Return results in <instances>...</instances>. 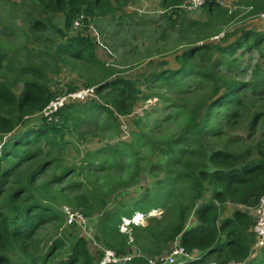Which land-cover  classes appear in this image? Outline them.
<instances>
[{"label":"trees","instance_id":"obj_1","mask_svg":"<svg viewBox=\"0 0 264 264\" xmlns=\"http://www.w3.org/2000/svg\"><path fill=\"white\" fill-rule=\"evenodd\" d=\"M131 1L22 2L18 18L25 34L45 42L48 58L77 69L86 87H96V91L85 103L62 108L58 122L44 119L32 124L53 100L80 88L71 85L67 92L53 90L37 68L31 70L42 80L23 81L19 74L12 82L0 78V193L4 189L8 193L0 203V264H99L105 249L133 256L126 264H149L148 259L166 255L176 242L190 256L200 254L185 264H264V247L253 251L255 221L250 213L264 197V28L259 27L264 25L248 26L253 19L264 21V0H231L226 6L221 2L227 0H207L196 11L184 8L187 0H161L160 19L165 27L160 38L177 39L174 54L161 57L158 64L150 62L143 73L128 74L100 59L88 27L117 15L112 26L124 28L132 17L125 11ZM201 10L205 18H194ZM78 21L82 28L74 30ZM251 51L258 53V61L250 79L239 80L234 70ZM166 59H174V65ZM20 81L24 85L16 93ZM143 88L152 90L150 95L144 97ZM153 96L167 103L175 116L181 112L184 120L177 134L151 149L157 159L149 170L156 167L163 177L152 191L132 201L130 209L122 201L110 209L109 200L92 212L88 199L82 198L78 206L95 227V241L89 240L78 228L66 225L63 207L71 204L56 199V194L81 184L58 191L37 188L39 175L52 160L32 162L39 153L35 146L42 140L51 148L69 145L70 126L81 115L100 110L110 117H128L136 105ZM240 124L249 141L243 150L211 143L222 139L227 127ZM118 146L122 143L109 148L117 150ZM102 153L83 154L85 166L95 170L94 154ZM25 164L27 170L21 171ZM69 172L62 169L55 180ZM17 177V186L9 187ZM178 185H187L189 198L177 205L173 220L167 221L164 215L146 228L135 227L133 243L119 232L122 217L141 212L151 202L166 209ZM226 206L236 207L232 215L224 216ZM55 219L63 221L67 233L44 245L36 234Z\"/></svg>","mask_w":264,"mask_h":264},{"label":"rangeland","instance_id":"obj_2","mask_svg":"<svg viewBox=\"0 0 264 264\" xmlns=\"http://www.w3.org/2000/svg\"><path fill=\"white\" fill-rule=\"evenodd\" d=\"M24 1L26 0L0 1V59H2L0 78L12 82L19 74L23 81L42 80V77L35 75L31 70L37 68L44 77L46 75L53 90L67 92L68 86L71 85L76 88H87L85 80L80 77L77 69L71 65L62 64L57 59L48 58L45 54L47 52L46 43L25 34L21 20L18 18ZM160 2L161 0H132L125 9L128 13H132V17L128 18L129 22L124 28L117 29L112 26L117 15L108 17L104 23L89 25L88 33L97 46V54L110 68L117 71H129L128 74L143 73L149 68L150 62L158 64L161 57L174 54L177 39L173 36H169L166 40L160 38L162 27H165L160 19L162 11ZM193 17L202 19L205 15L201 10ZM256 23L264 25L261 19H253L250 20L248 26H259ZM241 26L244 25L240 24ZM259 27L264 28V26ZM75 28L81 29L82 23L76 22L74 30ZM258 58L256 51L249 52L241 61L240 66L234 70L237 79L248 81ZM166 60L170 65H174V59ZM23 81L16 85V93L22 90ZM143 89L144 97L150 95L152 90ZM83 103L85 102H78V104ZM166 105L167 103L161 98L153 96L136 105L128 117L117 115L110 117L100 110L90 111L85 117L81 115L79 119H77V114V123L70 126L72 132L67 135V140L71 142L69 145L51 148L46 140H42L35 146V150L38 149L39 153L34 156L32 162L42 161L41 163H44L46 159L52 160L48 163V168L46 167L39 175L36 182L37 188L45 187L47 189L45 191H58L63 188L67 189L72 183L81 184L80 187L66 190L60 195L56 194L58 203L63 204L66 200L71 204L70 207L77 211H82L78 206V203L83 201L82 198L88 199L89 204L87 205L92 212L97 211L103 202L109 200L110 209L121 201L129 208L132 201L147 191H152L156 181L163 177L164 173L158 168L153 167L149 170L157 159L156 154H152V147L161 145L163 141L173 137L183 124L182 113L175 116L170 107ZM171 109H175V106L172 105ZM42 120L40 115H36L30 123L40 124ZM228 129L227 127L222 139L211 140V143L220 147L228 146L233 151L243 150L249 142L243 125ZM119 143H122V146H118V151L109 148ZM99 150L103 153L94 154L97 163L95 170L85 166L84 159H82L83 154L96 153ZM26 165L21 167V171L27 170ZM62 169L70 170V172L64 179L56 181L55 178ZM90 171L96 173L91 174ZM19 177L12 179L9 187H16ZM88 181L91 185L87 183ZM7 194L5 189L0 193L1 204L6 201ZM167 195H170L169 192ZM188 198L187 185H178L166 205L168 211L161 206H154L155 202L139 210L147 213L157 211L156 216L150 218L149 225L153 219H161L164 215L167 221H171L175 218L177 205L187 201ZM235 208V206H226L224 216L232 215ZM96 217L97 215L94 216ZM194 219L191 223L195 221ZM64 229L63 221L55 219L42 229L40 228L36 238H42L44 245H48L57 235H61L60 233L66 235L67 232ZM91 249L95 251L93 254L96 253L95 249ZM199 255V252H195L193 257Z\"/></svg>","mask_w":264,"mask_h":264},{"label":"built area","instance_id":"obj_3","mask_svg":"<svg viewBox=\"0 0 264 264\" xmlns=\"http://www.w3.org/2000/svg\"><path fill=\"white\" fill-rule=\"evenodd\" d=\"M206 2L207 0H187L184 8L188 11H196L203 7ZM226 3L228 2H221L223 6H226ZM227 7H230V4H228ZM262 17L264 18V15ZM75 30H79V28H75ZM220 37L221 35L214 37L213 39L218 40ZM95 91L96 87H87L67 92L53 100L44 110L41 111L39 115L43 118V120L45 119L48 122H58L59 117L57 113L62 108L94 97ZM156 212V210L150 213L135 212L132 215L122 217L119 224V232L123 235H128L130 243H133V233L135 227H147L149 219L156 216ZM250 212L252 213L255 221L253 227V232L256 235V242L253 246V251L255 252L264 247V197L259 200L258 204L254 208L250 209ZM63 213L67 226L78 228L82 232L83 236L89 240L95 241V227L86 215H84L81 211L73 210L68 206L63 207ZM132 258L133 256H119L115 251L105 249L99 264H126L131 261ZM193 258V256L187 254L185 249L180 246L179 242H176L172 246L171 251L166 255L156 257L154 259H148V262L149 264H185L188 260Z\"/></svg>","mask_w":264,"mask_h":264},{"label":"crops","instance_id":"obj_4","mask_svg":"<svg viewBox=\"0 0 264 264\" xmlns=\"http://www.w3.org/2000/svg\"><path fill=\"white\" fill-rule=\"evenodd\" d=\"M235 210V209H234ZM253 217V216H252ZM151 220H149V223H150ZM149 225V224H148Z\"/></svg>","mask_w":264,"mask_h":264},{"label":"clouds","instance_id":"obj_5","mask_svg":"<svg viewBox=\"0 0 264 264\" xmlns=\"http://www.w3.org/2000/svg\"><path fill=\"white\" fill-rule=\"evenodd\" d=\"M144 213H147V212H144ZM254 218V217H253ZM150 220V219H149Z\"/></svg>","mask_w":264,"mask_h":264}]
</instances>
